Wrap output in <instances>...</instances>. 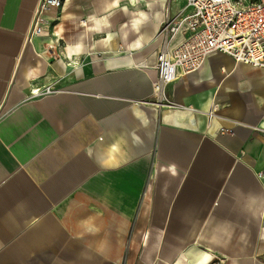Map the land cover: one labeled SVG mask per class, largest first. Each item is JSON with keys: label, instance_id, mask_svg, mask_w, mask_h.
I'll use <instances>...</instances> for the list:
<instances>
[{"label": "crops", "instance_id": "0c3cea01", "mask_svg": "<svg viewBox=\"0 0 264 264\" xmlns=\"http://www.w3.org/2000/svg\"><path fill=\"white\" fill-rule=\"evenodd\" d=\"M40 2L0 0V264H130L136 247L264 264V204L236 192L264 195V69L210 54L158 107V34L184 0H66L28 42Z\"/></svg>", "mask_w": 264, "mask_h": 264}, {"label": "built area", "instance_id": "2783aa9c", "mask_svg": "<svg viewBox=\"0 0 264 264\" xmlns=\"http://www.w3.org/2000/svg\"><path fill=\"white\" fill-rule=\"evenodd\" d=\"M186 8L170 17L164 14L158 36L164 39L156 53L154 102L158 107H173L166 98V87L179 78L199 71L210 54L221 53L252 68L264 69V0H184ZM66 0H41L28 36H39L41 19L49 9L62 11ZM84 23V20L81 22ZM181 35L182 40L170 47ZM53 87L36 89L31 97L54 93ZM161 99V100H160ZM214 103L206 116L217 118ZM264 135V124L256 128ZM223 132V131H222ZM214 264H225L215 258Z\"/></svg>", "mask_w": 264, "mask_h": 264}, {"label": "clouds", "instance_id": "9594fccd", "mask_svg": "<svg viewBox=\"0 0 264 264\" xmlns=\"http://www.w3.org/2000/svg\"><path fill=\"white\" fill-rule=\"evenodd\" d=\"M119 142H114L104 148L98 149L95 152V159L96 162L101 167H107L109 165V161L113 158L115 153L120 149ZM87 154L90 158L94 155V150L89 147L87 149ZM236 192L243 198L245 207H251L257 204H264V195L254 193V192H247L245 193L242 189L237 188ZM211 257H209V260ZM196 264H200V260L198 259Z\"/></svg>", "mask_w": 264, "mask_h": 264}, {"label": "rangeland", "instance_id": "374dc122", "mask_svg": "<svg viewBox=\"0 0 264 264\" xmlns=\"http://www.w3.org/2000/svg\"><path fill=\"white\" fill-rule=\"evenodd\" d=\"M42 24L45 23L46 24V19L42 18L41 21H40ZM54 89V88H53ZM55 90V89H54ZM56 92V90H55ZM42 97V96H41ZM148 204V203H147ZM147 209V206L145 205V209L144 211H146ZM145 218V217H144ZM144 235L146 234V231H144ZM144 235H142V239H144ZM141 245V243H140ZM139 246V245H138ZM128 252H131V256H130V264H142L141 260H140V255H141V252H142V247H136L135 249L133 250H128ZM223 260V259H222ZM225 264H226V260H225Z\"/></svg>", "mask_w": 264, "mask_h": 264}, {"label": "bare ground", "instance_id": "6f19581e", "mask_svg": "<svg viewBox=\"0 0 264 264\" xmlns=\"http://www.w3.org/2000/svg\"><path fill=\"white\" fill-rule=\"evenodd\" d=\"M40 27H41V31H42V26L43 24L42 23H39L38 24ZM41 33V32H40ZM56 40V39H54ZM54 45V44H53ZM36 90V89H35ZM161 100V99H160ZM185 257L187 258V261L189 262V264H196V262L193 261V258H192V254L191 253H186L185 254ZM209 255L207 254H204L202 257L199 258L200 260V264H210L212 262V260L210 259L209 260ZM179 264V263H178ZM186 264V263H185Z\"/></svg>", "mask_w": 264, "mask_h": 264}]
</instances>
